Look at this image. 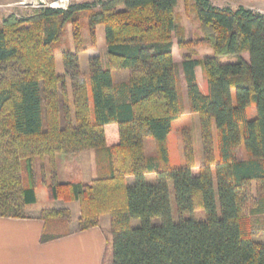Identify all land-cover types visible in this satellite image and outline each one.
<instances>
[{
	"label": "trees",
	"instance_id": "1",
	"mask_svg": "<svg viewBox=\"0 0 264 264\" xmlns=\"http://www.w3.org/2000/svg\"><path fill=\"white\" fill-rule=\"evenodd\" d=\"M184 2L201 29L189 39L178 0L71 1L67 9L40 7L3 18L0 217H29L28 206L38 199L35 161L48 157L49 196L79 203L77 231L101 226L109 216L111 264H264V242L255 239L264 237V13L211 0ZM69 24L71 41L63 42ZM100 25L106 61L91 56L84 72L80 54L97 47ZM175 36L181 48L208 46L213 53L186 55L180 66ZM59 47L63 74L57 71ZM118 69H128L127 82L115 83ZM181 72L189 110L200 121L203 163L197 172L190 147L184 166L173 168L170 159L169 134L185 112ZM252 104L256 116L249 119ZM146 138L156 143L153 156L146 153ZM85 150L96 152L97 177L60 181L56 155ZM200 209L206 219L185 216ZM40 218L42 242L73 233L68 207L42 208Z\"/></svg>",
	"mask_w": 264,
	"mask_h": 264
},
{
	"label": "rangeland",
	"instance_id": "2",
	"mask_svg": "<svg viewBox=\"0 0 264 264\" xmlns=\"http://www.w3.org/2000/svg\"><path fill=\"white\" fill-rule=\"evenodd\" d=\"M19 1V0H18ZM17 1V2H18ZM72 1V0H71ZM13 6L12 5H7ZM14 7V6H13ZM18 12L20 15H25V13H29L31 9L18 7ZM177 13L179 15V19L185 25L187 39L193 38L196 35L201 33V29L199 26V22L195 16V11L193 7H188L184 0H178L177 5ZM1 24V21H0ZM71 41V26L70 24L67 26V31L64 36L63 42ZM175 41V54L174 59L175 62L181 66L183 58L187 55L195 57V58H203L213 53V49L208 46H193L190 48H181L178 46L177 37H174ZM100 55L105 61L107 58V46L105 42V28L100 25L98 27V45L96 48L89 49L87 52H83L80 54V65L81 69L84 72H88V59L91 56ZM246 58H249L248 53L243 54ZM57 71L61 74L64 73L63 68V59L62 54L59 50L57 51ZM237 58H225L223 62H234ZM197 75L199 78V84L204 93H207L208 86L207 81L202 73L201 67L197 68ZM113 77L116 84H121L127 82L129 79V71L128 69H118L113 71ZM69 82V78L67 79ZM180 89V97L185 108L184 114L177 120L173 122V128L171 133L169 134L168 144H169V152L170 159L173 168H179L184 166V161L188 152V147L192 149L194 161L196 163L195 172L198 170V166L203 163V143L201 138V130H200V121L199 115L197 113L190 112L188 107V97H187V86L184 76L181 72V78L179 82ZM256 116L255 105L252 104L248 109V117L249 119H253ZM146 145V153L149 156H153L156 154V143L152 138L145 139ZM239 158L244 159L247 158V152L244 146H242L239 150ZM56 163H57V172L58 178L62 182H91L94 178L97 177V169H96V152L95 150H85L77 153H60L56 155ZM35 173H36V182H37V202L30 204L28 206L29 213L36 211L40 208L45 207H54V203L56 200L50 198L48 189L45 185V181L51 182V167L49 163V158L45 157L44 159H36L35 161ZM133 177H129V180L132 181ZM149 181L155 180V175L148 176ZM61 201V200H60ZM170 201L172 207V216L174 221H178L180 219V214L178 212L175 193L172 182H170ZM68 203V202H65ZM77 207V205H76ZM63 208V207H57ZM69 208V207H68ZM71 209V208H70ZM73 209V208H72ZM74 210V209H73ZM73 210H71L73 212ZM186 217H193L197 220H204L207 217V213L205 210L200 209L196 210L193 213H189L185 215ZM73 218L77 217L73 214ZM106 219H109L108 215L102 217L101 225L106 224ZM154 223L159 224L161 222L160 218H154ZM139 221H134L135 225H138ZM107 227V226H106ZM255 239L263 241L264 237H256Z\"/></svg>",
	"mask_w": 264,
	"mask_h": 264
},
{
	"label": "crops",
	"instance_id": "3",
	"mask_svg": "<svg viewBox=\"0 0 264 264\" xmlns=\"http://www.w3.org/2000/svg\"><path fill=\"white\" fill-rule=\"evenodd\" d=\"M17 1L0 0L1 22L9 13H19L17 6H15ZM88 1L95 0H72V3ZM211 2L218 7L237 8L244 6L264 13V0H211ZM9 4H13L14 7H8ZM181 24L185 26L182 21ZM173 52L175 54V41ZM197 79L199 82L198 75ZM55 202V208L69 207L71 210L74 209L72 214H75L77 218H73L71 223L73 233L56 240L42 242L41 236L45 225L44 220L40 218L42 208L29 213L27 218L0 217V264H111L109 219H106L105 225L77 231V219L80 213L79 203L77 201L65 203L60 200Z\"/></svg>",
	"mask_w": 264,
	"mask_h": 264
},
{
	"label": "built area",
	"instance_id": "4",
	"mask_svg": "<svg viewBox=\"0 0 264 264\" xmlns=\"http://www.w3.org/2000/svg\"><path fill=\"white\" fill-rule=\"evenodd\" d=\"M71 4V0H19L15 6L23 8H40L50 7L54 9H67Z\"/></svg>",
	"mask_w": 264,
	"mask_h": 264
}]
</instances>
